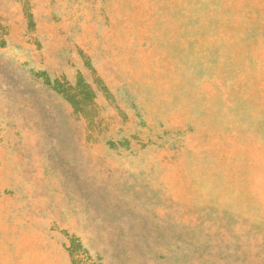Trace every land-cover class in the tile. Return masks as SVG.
Masks as SVG:
<instances>
[{
    "label": "rangeland",
    "instance_id": "obj_1",
    "mask_svg": "<svg viewBox=\"0 0 264 264\" xmlns=\"http://www.w3.org/2000/svg\"><path fill=\"white\" fill-rule=\"evenodd\" d=\"M0 264H264V0H0Z\"/></svg>",
    "mask_w": 264,
    "mask_h": 264
}]
</instances>
